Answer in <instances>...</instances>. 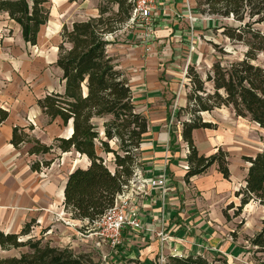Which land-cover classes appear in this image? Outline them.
<instances>
[{
    "label": "trees",
    "instance_id": "trees-1",
    "mask_svg": "<svg viewBox=\"0 0 264 264\" xmlns=\"http://www.w3.org/2000/svg\"><path fill=\"white\" fill-rule=\"evenodd\" d=\"M48 4L49 0H0V13H7L20 27L26 43L36 45L42 27L51 16ZM197 5L215 20L232 18L234 23H222L218 29H222L221 34L232 44H240L244 50L240 56L226 62L216 59L206 76L194 65L188 66L191 90L187 94V105L176 112L179 120L183 114L187 115L180 120L181 135L189 149L186 182L206 172L213 164L218 165L225 178L231 175L228 151L219 146L206 155L197 148L193 131L216 127L203 119V112L231 107L237 117L248 118L264 130V30L257 27L264 23V0H197ZM97 8V15L75 20L71 25L63 24L56 65L62 71L64 89L37 99L47 123L58 119L60 125L67 127L71 122L72 134L55 136L54 143L49 144L33 133V125L16 124L10 140L17 149L29 144L27 154L37 156L30 163L35 172L52 165L54 158L46 156L55 150H60L59 154L74 150L87 156L89 165L77 167L68 175L63 207L72 219L89 223L114 204L117 194L133 177L141 144L149 130L148 116L135 102L130 78L117 56L109 51L112 45L119 43L118 32L130 20L135 2L99 0ZM220 51L222 55L228 54L222 48ZM2 112L0 122L9 116L8 111ZM175 135L171 130V144L175 142ZM261 140V151L244 157L250 163L246 183L236 191L240 204L235 207L230 203L224 209L227 219L230 218L228 209L235 207L234 216H238L251 201L264 207V133ZM102 152L114 155V171L106 164ZM42 156L46 158H40ZM37 224L33 217L18 232H5L0 228L1 249L27 248L19 256H0V264L85 263L83 255L69 246H56L46 239L50 226L41 230L40 237L31 235ZM250 240L264 251V219L261 230ZM159 257L158 254L157 259ZM165 258L164 264H215L201 254H167Z\"/></svg>",
    "mask_w": 264,
    "mask_h": 264
},
{
    "label": "rangeland",
    "instance_id": "rangeland-1",
    "mask_svg": "<svg viewBox=\"0 0 264 264\" xmlns=\"http://www.w3.org/2000/svg\"><path fill=\"white\" fill-rule=\"evenodd\" d=\"M98 3L99 0H77L74 2L49 0L51 16L47 24L42 27L36 45L26 43L21 36L20 27L9 18L7 13H0V117L3 114L2 110L9 112L6 124L33 125L36 128L33 133L49 144L54 143L56 134L65 130L63 125H58L55 121L50 125L47 124V118L37 105V99L48 92L64 89L61 79L62 71L56 65L63 24L71 25L75 20L97 15ZM171 16L173 19L162 22L160 19H153L147 23L135 13L134 9L130 20L118 32L119 43L112 45L110 49L118 51L122 47L130 45L144 50V56L142 54L144 61L149 55L157 57V75L160 79L168 81L167 84H163L161 89L165 90L166 102L172 105V109L176 112L179 109L180 94L187 96L191 90L190 79L187 76L189 65H194L202 76H206V71L210 69L216 59H221L223 62L235 59L242 54L244 47L240 44H232L221 34L222 29H218L222 23H234L232 18L215 20L213 16L204 14L197 4L195 7L188 6L186 10H176ZM175 26L177 31L173 28ZM257 27L264 30V23L258 24ZM214 44H218L219 47L216 49ZM221 48L228 51V54L222 55ZM121 54H119V59L122 57ZM143 69L145 71L143 70L141 73L147 77L145 74L148 73L147 67L143 66ZM137 99L138 104H146L140 101L143 99L141 96H138ZM176 105L177 108H175ZM202 117L205 121L216 125L215 128H212L216 132L233 137L234 142L231 140V142L226 141L225 144H220L224 150L229 152V159L241 164H248V161L244 159L246 154H253L262 148L261 137L264 130L248 118L237 117L231 107L223 106L211 112H203ZM186 118L187 115L183 114L180 120ZM180 120L176 117V113L170 117L172 125H181ZM2 124L0 123V126H3ZM173 130H177V128L174 127ZM112 144L114 145V142ZM28 147L29 144H24L15 150L17 162L21 163L14 170L15 174L21 173L22 168L30 165L37 157L27 154ZM59 153L60 150H55L47 155V158H54V162L49 168H45L38 174L40 179L52 178L56 184L57 192L71 171L72 165L77 168L86 167L90 163L75 151L65 155ZM102 155L106 164L114 171L116 167L114 155L103 152ZM80 159L81 161L76 163ZM234 165L235 163H233L235 168ZM239 169H243V167L239 166ZM21 176V179H27V176L22 174ZM15 177L17 179L18 175ZM243 184L244 182L240 181L239 187L242 188ZM9 186L14 188L17 184L11 183L8 178H5L4 168L0 166V190ZM255 203L249 206V211L252 213H257L261 209L258 202ZM234 210L235 208L230 209V212L233 213ZM234 217H236L235 220L233 217L229 219L233 220L231 226L234 232L230 231L229 233L235 234V236L245 235L247 242L241 241V245L245 246L243 248L244 255L236 258L231 257L230 261L229 257L213 250L207 251L205 256L215 264H225V261L228 264H264V251H260L258 246L250 240L258 232L254 231L255 226H251L250 229L254 236L249 237L241 230L245 216L240 214ZM57 230L59 229L57 228ZM74 232V235L70 236V240L75 239V250L72 249L75 253L83 255L84 264H141L144 259L140 258L141 251L134 244L131 246L122 243L116 248L108 245L99 247L96 244L98 238L95 235L83 237L78 235L75 230ZM37 237H40V234ZM47 240L53 241L52 239ZM59 241L60 244L54 243L53 245L66 247L71 244L61 239ZM24 250L27 248L3 251L0 247V256H19ZM194 253L196 254V251ZM158 254L160 257L166 255L162 249ZM158 254L155 255L154 260L159 261V264H164L166 258L165 261L160 257L157 259ZM130 255H135V258H130Z\"/></svg>",
    "mask_w": 264,
    "mask_h": 264
},
{
    "label": "crops",
    "instance_id": "crops-1",
    "mask_svg": "<svg viewBox=\"0 0 264 264\" xmlns=\"http://www.w3.org/2000/svg\"><path fill=\"white\" fill-rule=\"evenodd\" d=\"M161 2L158 17L161 22L171 19L172 13L176 10H186L188 6L195 7L197 4V0H161ZM173 28L178 30L176 26ZM110 48L109 51L117 56L120 66L130 78L139 110L149 119V130L140 147V167L147 177L166 174L168 182L166 190L156 187L150 193L138 196L144 228L141 230L126 229L123 243L139 247L136 248L141 251L140 258H144L141 264H152L160 249L164 250L166 255L175 254L174 251L182 255L195 254L194 251H196V254L203 256L207 251L215 250L229 257L230 261L233 257L244 255L245 246L241 245V241L246 243V237L242 234L235 236L229 233L234 232L231 225L236 217H234V212L231 213L228 209L230 218L233 217V220L227 219L224 209L230 203L236 206L240 204V197L236 196V191L240 189V181L245 185L250 163L241 164L230 159L229 179L223 176L217 164H213L206 172L195 175L189 182H186L189 149L182 138L181 125H172L169 120V116H174L177 111L175 112L172 109L173 106L165 100V90L161 88L168 81L160 79L157 75V57L149 55L144 61V50L130 45L118 51ZM120 53H122L121 59H119ZM143 66L147 67L148 73H145L147 77L141 73L145 71ZM138 96L143 98L140 101L146 103L145 105L138 104ZM186 103L187 96L180 94L179 107L185 106ZM6 120L0 122L3 123V126H0V166L4 168L5 178L17 186L3 187L0 190V228L5 232H18L26 221L34 217L38 224L31 235H39L43 228L50 226L45 235L46 239H52V244H60L59 239L64 240L71 243L70 248L75 250V239L70 240V236L74 235V230H77V221L72 219L63 207L64 188L69 174L59 188V192L52 178L40 179L39 172L33 171L30 165L22 168L21 173L15 174L14 170L19 166L18 164H21L17 162L15 154L17 148L10 142L13 127L16 124H6ZM55 122L60 125L58 119ZM174 127L177 130H173ZM71 130L72 124H69L62 133L55 136L68 135ZM171 130L176 134L174 144H171ZM101 132L104 133L103 127H101ZM193 137L199 151L206 155L213 153L220 144H225L226 141L234 142L233 137L224 136L212 128H197L193 131ZM261 149L259 148L253 154H246V156H254ZM73 151L64 152L63 155ZM81 157L89 161L86 155H81ZM80 161L81 159L76 163ZM233 163H235V168ZM239 166L243 169H239ZM74 169L72 165L70 172ZM21 174L27 176V179H21ZM16 175H18L17 179H15ZM255 202H249L241 213L245 216L241 230L249 237L254 236L250 230L251 226H255L254 231H260L264 219V207L259 203L261 209L257 213L249 211V206ZM162 229L173 235L174 239L164 244L161 243L157 233ZM131 257L135 258V255H130Z\"/></svg>",
    "mask_w": 264,
    "mask_h": 264
},
{
    "label": "built area",
    "instance_id": "built-area-1",
    "mask_svg": "<svg viewBox=\"0 0 264 264\" xmlns=\"http://www.w3.org/2000/svg\"><path fill=\"white\" fill-rule=\"evenodd\" d=\"M134 2L135 13L143 21L150 23L153 19H158L162 5L161 0H134ZM187 167L188 165L186 169ZM167 184L166 174L147 177L140 167V158H138L133 177L125 185L123 191L117 194L114 204L92 223H89L87 220H76L77 226H79L76 227V233L83 237L95 235L98 238L96 244L99 247L103 245H108L112 248L121 246L126 229L141 230L144 228L138 196L148 194L156 187H162L166 190ZM157 235L163 244L174 239L173 235L166 233L164 229L160 230ZM174 253L178 254L176 251ZM160 258L165 261L164 255H161Z\"/></svg>",
    "mask_w": 264,
    "mask_h": 264
},
{
    "label": "water",
    "instance_id": "water-1",
    "mask_svg": "<svg viewBox=\"0 0 264 264\" xmlns=\"http://www.w3.org/2000/svg\"><path fill=\"white\" fill-rule=\"evenodd\" d=\"M72 123L70 122V125H71ZM72 132H73V126H72V130H71V132L70 133H68V135H65L66 137H68V136H70L71 134H72Z\"/></svg>",
    "mask_w": 264,
    "mask_h": 264
}]
</instances>
